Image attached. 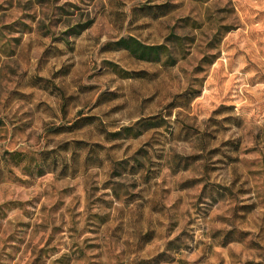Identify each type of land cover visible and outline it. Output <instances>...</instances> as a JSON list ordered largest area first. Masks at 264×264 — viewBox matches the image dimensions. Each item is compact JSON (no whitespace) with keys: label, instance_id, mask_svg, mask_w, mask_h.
I'll return each instance as SVG.
<instances>
[{"label":"rangeland","instance_id":"1","mask_svg":"<svg viewBox=\"0 0 264 264\" xmlns=\"http://www.w3.org/2000/svg\"><path fill=\"white\" fill-rule=\"evenodd\" d=\"M0 264H264V0H0Z\"/></svg>","mask_w":264,"mask_h":264},{"label":"trees","instance_id":"2","mask_svg":"<svg viewBox=\"0 0 264 264\" xmlns=\"http://www.w3.org/2000/svg\"><path fill=\"white\" fill-rule=\"evenodd\" d=\"M118 44L128 50L135 58L150 61L159 57L161 46L145 45L133 37L121 38Z\"/></svg>","mask_w":264,"mask_h":264}]
</instances>
